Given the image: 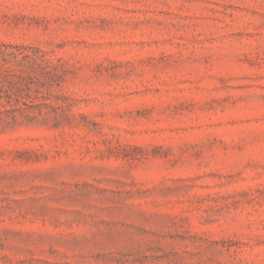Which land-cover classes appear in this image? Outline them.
Listing matches in <instances>:
<instances>
[{
    "label": "rangeland",
    "instance_id": "1",
    "mask_svg": "<svg viewBox=\"0 0 264 264\" xmlns=\"http://www.w3.org/2000/svg\"><path fill=\"white\" fill-rule=\"evenodd\" d=\"M0 264H264V0H0Z\"/></svg>",
    "mask_w": 264,
    "mask_h": 264
}]
</instances>
